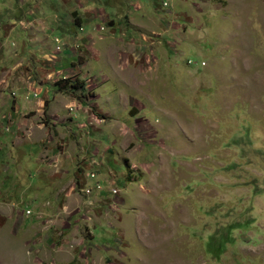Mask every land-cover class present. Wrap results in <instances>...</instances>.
<instances>
[{"label":"rangeland","instance_id":"rangeland-1","mask_svg":"<svg viewBox=\"0 0 264 264\" xmlns=\"http://www.w3.org/2000/svg\"><path fill=\"white\" fill-rule=\"evenodd\" d=\"M155 4L110 55L125 106L109 68L85 73L66 122L38 120L57 136L46 175L35 148L0 145V201L17 200L0 202V264H264V0Z\"/></svg>","mask_w":264,"mask_h":264},{"label":"crops","instance_id":"crops-1","mask_svg":"<svg viewBox=\"0 0 264 264\" xmlns=\"http://www.w3.org/2000/svg\"><path fill=\"white\" fill-rule=\"evenodd\" d=\"M132 3L144 9L141 11L145 15L141 23L131 11L135 8ZM155 3L157 0H0V145L8 144L5 139L8 137L11 147H19L16 151L20 156L23 146L28 155L31 153L29 148H35L40 163L36 168L37 174L46 175L42 172L45 162L41 152L46 150L48 153L57 136L49 133L46 138L48 128L38 120L47 113L52 122L60 117L62 126L72 115L65 110L77 100H72L68 92L58 91L55 85L62 75L70 78L69 72L88 82L83 74H102L109 68L108 74H104L105 80L114 81L116 85L107 89L103 87V90L114 91V96L121 97L124 105L126 74L121 70L122 63L110 55L116 50L117 41L124 40L119 34L126 30L131 33L133 28L140 32L152 31L150 23L155 17L150 15L149 9L157 5ZM104 23L107 27L99 31L98 26ZM77 24L83 25L82 31L76 32ZM55 38H59L61 45H56ZM94 51L98 55L102 53V57H95ZM86 54L90 58H86ZM83 70L85 72L80 74L79 71ZM45 103L49 104L47 108ZM74 121V117L69 119L72 125ZM55 127L61 134L58 140L65 133L69 137L74 135L71 128L63 133L64 128ZM84 174V171L79 172V177ZM43 186L36 184L35 187ZM73 188L71 186L65 192ZM0 202L13 205L17 200Z\"/></svg>","mask_w":264,"mask_h":264},{"label":"trees","instance_id":"trees-1","mask_svg":"<svg viewBox=\"0 0 264 264\" xmlns=\"http://www.w3.org/2000/svg\"><path fill=\"white\" fill-rule=\"evenodd\" d=\"M55 85L58 91L68 92L71 95L74 94L75 98H77L79 101L85 96V82L78 77L65 79L59 78L55 81ZM231 229L232 227L228 226L224 236L222 239L218 240L217 243L213 242L214 240H212V236L209 237L212 241L210 240L208 244L216 256H219L224 251L225 245L229 240H231Z\"/></svg>","mask_w":264,"mask_h":264},{"label":"built area","instance_id":"built-area-1","mask_svg":"<svg viewBox=\"0 0 264 264\" xmlns=\"http://www.w3.org/2000/svg\"><path fill=\"white\" fill-rule=\"evenodd\" d=\"M166 1L169 2V0H166ZM105 27H107V26L104 23V24L99 25L98 26V29H99V31H104L105 30ZM82 30H83V25H80V24L78 25L77 24L76 32L82 31ZM54 41H55L56 45H61V44H59V38H55ZM61 48H62V46H61ZM191 63H192V61H191ZM61 78L65 79V78H68V76L67 75H62ZM34 95L36 96L35 93H34ZM27 97H28V95H26V98ZM68 108L70 110L72 109L71 106H68ZM89 178H95V186H94V188H97V187H99L101 185V182L97 178V173L96 172H94V175L92 177H89ZM26 212L28 214L30 213V211H28V210H26Z\"/></svg>","mask_w":264,"mask_h":264},{"label":"clouds","instance_id":"clouds-1","mask_svg":"<svg viewBox=\"0 0 264 264\" xmlns=\"http://www.w3.org/2000/svg\"><path fill=\"white\" fill-rule=\"evenodd\" d=\"M87 176V175H86ZM88 177V176H87ZM89 178V177H88ZM91 179V178H90ZM98 180H99V178H98ZM101 182V181H100ZM94 184H95V180L93 181V184L92 185H85L84 187H86V186H88V187H93L94 186ZM83 188V187H82ZM81 188V189H82Z\"/></svg>","mask_w":264,"mask_h":264},{"label":"bare ground","instance_id":"bare-ground-1","mask_svg":"<svg viewBox=\"0 0 264 264\" xmlns=\"http://www.w3.org/2000/svg\"><path fill=\"white\" fill-rule=\"evenodd\" d=\"M164 1V0H163ZM189 61V60H188ZM87 81V80H86Z\"/></svg>","mask_w":264,"mask_h":264}]
</instances>
